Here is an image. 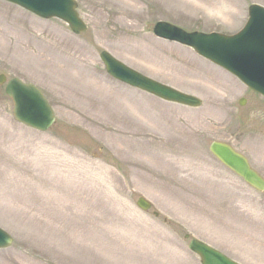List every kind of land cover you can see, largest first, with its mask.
<instances>
[{"label":"rangeland","instance_id":"374dc122","mask_svg":"<svg viewBox=\"0 0 264 264\" xmlns=\"http://www.w3.org/2000/svg\"><path fill=\"white\" fill-rule=\"evenodd\" d=\"M75 1L87 26L79 35L61 20L0 0V74L35 84L55 115L46 131L20 124L0 85V227L13 238L0 249V264H200L188 249L190 238L241 264H264L249 253L254 240L264 244V192L209 152L212 141H230L264 177V98L190 48L152 33L161 20L231 34L245 24L248 6L264 7V0ZM129 5L135 13L122 22ZM129 39L145 43L129 55L120 45ZM103 50L202 105L167 102L116 81L99 59ZM144 56L154 57L152 69ZM109 133L136 134L144 149L175 162L143 159L140 173L152 179L146 182ZM52 151L75 153L91 170L60 183L78 195L93 193L95 207L72 196L74 207L59 209ZM138 197L152 209H139Z\"/></svg>","mask_w":264,"mask_h":264},{"label":"water","instance_id":"95a60500","mask_svg":"<svg viewBox=\"0 0 264 264\" xmlns=\"http://www.w3.org/2000/svg\"><path fill=\"white\" fill-rule=\"evenodd\" d=\"M7 1L18 4L44 18L57 17L66 22L74 33L85 30L84 23L75 11L76 2L74 0ZM249 13L251 21L247 29L230 37L215 33L210 35L198 32L187 34L164 22H157L153 32L161 38L192 46L197 53L234 73L246 85L264 95V22H262L264 9L252 5ZM100 58L108 74L123 83L169 102L192 107L201 104L198 98L138 73L106 51L100 53ZM4 81V75H0V84ZM5 93L12 100L13 116L18 122L40 131L47 130L53 124V111L43 94L34 85L13 78L5 85ZM240 103L242 104L243 100ZM209 150L252 188L264 191V179L250 167L243 155L222 142H212ZM136 205L144 211L151 208V203L143 197L137 199ZM11 243V236L0 229V248L8 247ZM188 247L199 257L201 264H238L198 239H191Z\"/></svg>","mask_w":264,"mask_h":264},{"label":"bare ground","instance_id":"6f19581e","mask_svg":"<svg viewBox=\"0 0 264 264\" xmlns=\"http://www.w3.org/2000/svg\"><path fill=\"white\" fill-rule=\"evenodd\" d=\"M228 1V0H225ZM134 6V5H133ZM132 5H129V8H126L123 10L122 13H120V20L122 22H125V20L130 19V12L135 13L133 10H131ZM131 10V11H130ZM129 26H133V23L130 22L128 23ZM145 41L142 39L134 40V39H129V40H123V42H120L121 47L125 50L124 52H127V54H135L136 48H138L141 45H144ZM141 58V57H140ZM142 59V58H141ZM149 66L148 68L152 69V66L154 65V57L153 56H144L143 59ZM167 67V65L165 66ZM62 65L59 66V74H63L61 71ZM168 68V67H167ZM206 79L203 78V84L208 85L211 82V79L209 76H204ZM108 137L112 139L113 141H116V143H120L122 146L123 151L128 152L130 154L131 158H135V163L133 160L132 163L134 165V170L132 171L133 174L136 176L138 175L140 178H142L146 182H151V178H144L143 174H141V161L144 162L143 159L148 160L152 164L160 165L162 162V165H171L175 161L169 158L167 155L164 156L163 152L160 151V153H156L157 151L151 150L149 152L148 150L144 149L143 146H140L141 141L137 139L136 134H133L131 137H126L123 136V134L120 135H114L112 133H109ZM131 150V151H129ZM52 157H54L57 160V165H59V209L62 210L64 209L65 211H68V209H72L74 207L72 200V196L75 198H78L80 202L86 203L90 206L96 205L92 203L91 197L93 193H84L82 195H78L77 191L74 189L72 190L71 188L67 189V186H63L60 182L62 181H69V182H74L75 177H77L78 174H84V175H91V170L88 167H84L82 165V159L75 153H69V152H58V151H52L49 152ZM156 153V154H155ZM166 157V158H165ZM144 176V177H142ZM152 177V175H151ZM68 185V184H67ZM61 186H63L65 189H63ZM66 192V193H64ZM76 192V193H75ZM93 192V191H92ZM61 197V198H60ZM63 202V204L61 203ZM75 205L76 201H75ZM205 225L208 226V222L204 223ZM250 241H252V237H249ZM252 239V240H251ZM254 248L253 251H249V253L253 254L255 258L259 261L264 260V244L261 243L260 241L254 240Z\"/></svg>","mask_w":264,"mask_h":264},{"label":"flooded vegetation","instance_id":"af4514ba","mask_svg":"<svg viewBox=\"0 0 264 264\" xmlns=\"http://www.w3.org/2000/svg\"><path fill=\"white\" fill-rule=\"evenodd\" d=\"M221 140V139H220ZM223 141V140H222ZM229 143L231 144V142L229 141ZM235 149H237L235 146H233Z\"/></svg>","mask_w":264,"mask_h":264}]
</instances>
